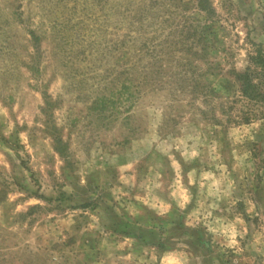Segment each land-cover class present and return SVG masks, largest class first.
<instances>
[{
  "label": "rangeland",
  "instance_id": "374dc122",
  "mask_svg": "<svg viewBox=\"0 0 264 264\" xmlns=\"http://www.w3.org/2000/svg\"><path fill=\"white\" fill-rule=\"evenodd\" d=\"M198 4L0 0V264H264V0Z\"/></svg>",
  "mask_w": 264,
  "mask_h": 264
},
{
  "label": "trees",
  "instance_id": "16d2710c",
  "mask_svg": "<svg viewBox=\"0 0 264 264\" xmlns=\"http://www.w3.org/2000/svg\"><path fill=\"white\" fill-rule=\"evenodd\" d=\"M198 7L208 15L214 12L209 0H199ZM251 44L253 49L248 53V66L244 71L235 73V79L239 84L240 99L247 107L246 111H242V115H238L239 120L236 122L246 124L259 115L264 116V48L253 41Z\"/></svg>",
  "mask_w": 264,
  "mask_h": 264
}]
</instances>
